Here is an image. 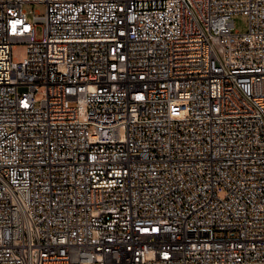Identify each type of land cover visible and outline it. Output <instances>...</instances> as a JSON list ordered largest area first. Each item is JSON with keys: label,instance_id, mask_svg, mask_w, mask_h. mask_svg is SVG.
I'll use <instances>...</instances> for the list:
<instances>
[{"label": "built area", "instance_id": "1", "mask_svg": "<svg viewBox=\"0 0 264 264\" xmlns=\"http://www.w3.org/2000/svg\"><path fill=\"white\" fill-rule=\"evenodd\" d=\"M0 264H264V0H0Z\"/></svg>", "mask_w": 264, "mask_h": 264}, {"label": "rangeland", "instance_id": "2", "mask_svg": "<svg viewBox=\"0 0 264 264\" xmlns=\"http://www.w3.org/2000/svg\"><path fill=\"white\" fill-rule=\"evenodd\" d=\"M23 9L31 13H36V12L39 14L44 13V5L39 3L25 4L23 6ZM234 26H235L234 28L240 32L245 31L247 26V18L241 14L234 16ZM39 34H40V27L37 28V35L39 36ZM25 54H26L25 45L18 44L16 45L15 49H13L12 56L15 61H22L23 58L25 57Z\"/></svg>", "mask_w": 264, "mask_h": 264}]
</instances>
